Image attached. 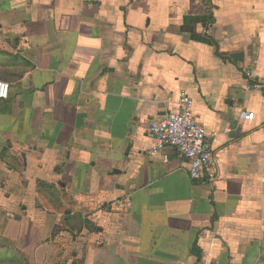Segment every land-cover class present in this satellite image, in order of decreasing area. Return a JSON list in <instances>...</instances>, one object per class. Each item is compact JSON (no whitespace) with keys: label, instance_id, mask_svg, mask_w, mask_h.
Wrapping results in <instances>:
<instances>
[{"label":"crops","instance_id":"1","mask_svg":"<svg viewBox=\"0 0 264 264\" xmlns=\"http://www.w3.org/2000/svg\"><path fill=\"white\" fill-rule=\"evenodd\" d=\"M0 81V264H264V0H0ZM182 92L214 185L151 155Z\"/></svg>","mask_w":264,"mask_h":264},{"label":"built area","instance_id":"2","mask_svg":"<svg viewBox=\"0 0 264 264\" xmlns=\"http://www.w3.org/2000/svg\"><path fill=\"white\" fill-rule=\"evenodd\" d=\"M262 88L263 86L253 83L248 90ZM9 97V83L0 81V100H7ZM194 109L193 99L182 92L174 111H170L162 119L149 121V131L157 142L151 155L154 156L166 148H174L190 162L192 181L214 185L219 180V165L210 150L206 128L197 122ZM241 117L252 120L254 115L242 112Z\"/></svg>","mask_w":264,"mask_h":264},{"label":"water","instance_id":"3","mask_svg":"<svg viewBox=\"0 0 264 264\" xmlns=\"http://www.w3.org/2000/svg\"><path fill=\"white\" fill-rule=\"evenodd\" d=\"M213 43L216 45V48L218 49V44L216 42L213 41Z\"/></svg>","mask_w":264,"mask_h":264}]
</instances>
